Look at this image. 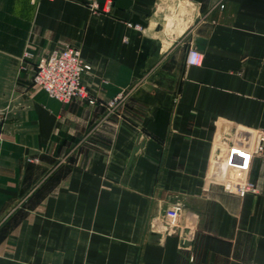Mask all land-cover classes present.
Wrapping results in <instances>:
<instances>
[{
    "label": "crops",
    "instance_id": "1",
    "mask_svg": "<svg viewBox=\"0 0 264 264\" xmlns=\"http://www.w3.org/2000/svg\"><path fill=\"white\" fill-rule=\"evenodd\" d=\"M130 1L0 0V264H264V0ZM65 45L94 105L32 85Z\"/></svg>",
    "mask_w": 264,
    "mask_h": 264
},
{
    "label": "built area",
    "instance_id": "2",
    "mask_svg": "<svg viewBox=\"0 0 264 264\" xmlns=\"http://www.w3.org/2000/svg\"><path fill=\"white\" fill-rule=\"evenodd\" d=\"M88 1L90 8H97V0ZM107 1L111 3L112 0ZM24 57L27 58L28 55L26 54ZM200 62V52L193 48L190 49L186 63L190 66H197ZM90 70L91 68L82 58L80 50L74 46L65 45L53 49L39 59L34 66L32 85L42 89L50 97L62 103L72 100H85L88 104L94 105L95 98L83 82L84 75L88 74ZM120 97L121 95L117 96L108 105L114 106ZM3 121L4 115L0 112V124ZM250 138H252V142H250ZM250 138H243L242 141L248 148L247 153L261 154L264 150V131L259 130ZM250 148L251 150H249ZM243 190H251V187L245 185ZM175 215V212H170L168 218L173 219Z\"/></svg>",
    "mask_w": 264,
    "mask_h": 264
},
{
    "label": "water",
    "instance_id": "3",
    "mask_svg": "<svg viewBox=\"0 0 264 264\" xmlns=\"http://www.w3.org/2000/svg\"><path fill=\"white\" fill-rule=\"evenodd\" d=\"M114 4L121 9H125V10H129L130 5H131V1L130 0H113ZM130 23L135 24V25H145L144 22H142L138 16L136 15H132V17L130 18ZM204 44H205V40H203L202 38H196L195 39V47L197 50H203L204 48Z\"/></svg>",
    "mask_w": 264,
    "mask_h": 264
}]
</instances>
